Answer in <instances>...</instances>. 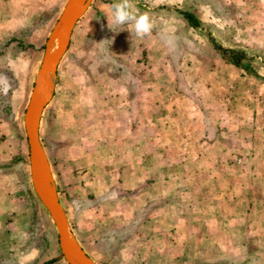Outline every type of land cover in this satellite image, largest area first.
<instances>
[{
	"label": "crops",
	"instance_id": "crops-1",
	"mask_svg": "<svg viewBox=\"0 0 264 264\" xmlns=\"http://www.w3.org/2000/svg\"><path fill=\"white\" fill-rule=\"evenodd\" d=\"M66 1L0 0V64L8 68L14 81L16 76L26 75L27 88H32L44 52V48L38 51L35 46L40 37L49 35L54 25L47 29L46 21L51 16L40 24H34V18L46 10L62 11ZM95 3L92 0L80 21ZM131 3L153 23L151 33L144 38L136 36L131 24H115L111 6L96 3L98 11L111 19L93 21L91 33L97 38L93 40L91 54L104 55L100 50L104 40L100 30L113 27L108 30L113 40L106 55L122 69L104 63L114 73L99 72L102 79L89 86L93 105L86 106L94 123L105 122L101 112L106 110V121L119 125L114 127L112 137L117 150V141L121 140L132 155L130 146L138 140L140 155L145 157V162L138 166L143 173L138 184L141 189L153 184L166 189L170 183L173 188L186 187L196 198L187 204L195 203L198 208L195 215L199 216V225L188 216L189 222L181 232L157 229L151 244L161 252L164 237L174 236L171 243L186 246L182 250L190 253L195 264H230L242 257L250 258V264H264V62L255 67L254 75L226 61L216 50V55H197L195 49L188 47L180 54L178 45L185 41L189 44L203 30L200 5L194 0H131ZM180 11L193 13L200 26H191ZM163 12L168 13L166 18H162ZM223 24L221 28L231 27ZM244 24V19L237 18L235 45L215 39L213 33L206 36L224 47L242 49L257 60V51L249 45L253 42L243 31ZM116 27L123 29L122 37L116 35ZM76 30L75 25L64 56L75 34L80 43H86L87 36ZM22 43L34 46L24 50L20 47ZM64 56L58 65L57 79ZM170 76L183 83L179 86L173 80L170 84L167 81ZM3 121L0 118V264H68L52 238L49 248L29 241L33 210L40 208L42 214L44 207L37 201L26 163L28 154L22 150V133L26 137L24 124L23 129L17 125L13 128ZM148 154L158 157L159 164L148 165ZM16 157L23 159L15 162ZM189 157L196 163H190ZM134 170L133 166L126 167L130 181ZM183 171L187 173L184 179ZM151 174L153 181L149 178ZM162 193H157L158 200L150 207L151 215L163 211L167 197L182 210L183 202L177 191ZM144 200L152 203L148 195H144ZM152 221L151 216L146 224ZM176 234L183 240L175 239ZM76 239L82 246L77 236ZM51 250L56 253L54 257Z\"/></svg>",
	"mask_w": 264,
	"mask_h": 264
},
{
	"label": "rangeland",
	"instance_id": "rangeland-1",
	"mask_svg": "<svg viewBox=\"0 0 264 264\" xmlns=\"http://www.w3.org/2000/svg\"><path fill=\"white\" fill-rule=\"evenodd\" d=\"M194 1L200 5L199 14L204 23L203 30L196 33L195 38L193 41L190 39L189 44L187 41L181 42L178 45L179 53L184 54L183 50L189 47L190 50L195 49L197 55H216L211 39L206 36L207 33H213L214 38L219 41L224 42L225 39V44L235 45V25L237 18H241L245 23L243 31L248 40L253 42L249 45L257 51L255 55L259 56L257 60H253V58L251 60L253 71H255V67L264 62V0ZM227 1L228 4H226ZM97 2L111 6L117 0H96ZM96 3L89 8L87 16L76 24V31L87 36L86 43H80L77 34H75L70 49L60 66L54 97L46 105L40 121V140L50 162L58 196L67 214L70 230L75 237H78L86 252L97 264H195L191 260L190 253L187 250H182V248L186 249V246L182 247L180 244L171 243L174 236L164 237L161 252H157L155 244H151L150 241L151 238L155 239L153 235L157 229L163 228L167 231L174 229L181 232L189 222L186 220L188 216L198 224L199 216L195 215L198 208L194 207L195 203L194 205L189 204L190 206L187 204L191 198L196 200L195 196L186 187L173 188L170 183L166 189L159 188L157 184L144 188V190L141 189L138 184L143 173L140 172L138 166L145 162V157L140 155L138 140L133 141L132 147L130 146L132 155H129L130 151L127 147L125 148L124 141H117L119 145V150H117L112 137L114 127L119 125L106 121L104 118V115H108L106 110L101 112L102 119L105 121L102 124L94 123L90 116L92 114L89 115L90 105H93V102L90 101L92 99V92L89 90L90 83L102 79V76H99V72L102 70L110 71L109 67L105 65L106 63L110 62L112 65H116L118 70L122 69L113 58L106 55L111 45L110 42L113 40L108 30L114 29L113 27L105 26L100 30L104 37L100 50L104 55L91 54L93 40L97 38L91 33L93 21L107 19L110 22L111 19L98 11ZM60 13L61 10H46L34 18V24L36 22L40 24L48 16H51V20L46 21L47 29H50ZM137 13L140 14L138 11ZM167 14V12H163L162 18H166ZM223 23H228L231 27L221 28ZM116 29V35L122 37L123 29L117 27ZM29 31L28 29L27 32ZM21 33L24 34L23 31ZM47 35L40 37V42L35 46L36 50L43 51V43ZM184 35L192 37L191 34ZM32 45L28 46L22 43L20 47L26 50ZM14 49L19 50L18 47ZM38 60L39 57L36 62ZM0 66V118L4 120V124L6 123L10 127L14 128L17 125L23 129V115L31 86L27 88L26 75L16 76L17 83H15L8 68L3 64ZM110 72L114 73L113 70ZM167 79L170 84L173 80H177L171 76ZM177 82L179 86L183 83L181 80H177ZM25 88L27 89L25 90ZM12 105L16 110L15 120L12 119L14 115ZM5 131L7 132V130ZM26 146V137L23 138L22 133V150L28 154ZM147 156L148 165L159 164L158 157L150 154ZM125 158L127 159L125 160ZM22 159L23 157L21 159L16 157L15 162ZM189 159L190 163H196L193 157H189ZM26 163L29 164L28 156ZM127 166H133L135 169L131 175V181L129 173L125 171ZM186 174V171H183V179ZM149 178L151 181L155 180L152 174ZM160 191H163L161 195L177 191L180 201L183 202L180 204L182 210L179 211L170 197H167L165 199L167 205L163 211L151 215L150 207L156 204L157 193ZM144 195H148L152 199V203H145ZM42 209V214H40V208L33 210L32 235L29 237V241L49 248V238H52L53 244L56 242L58 244L57 232L47 210ZM150 215L153 217V221L146 224V219L150 220L151 218ZM177 237L181 241L184 238L176 234L175 239ZM186 238L184 239L185 243H187ZM50 252L51 257H54L53 255L56 254L54 250ZM175 255L182 257V260L179 261L178 256L176 258ZM155 259L158 260V263L155 262ZM250 261V258L242 257L230 264H250ZM221 264L226 263L222 262Z\"/></svg>",
	"mask_w": 264,
	"mask_h": 264
},
{
	"label": "water",
	"instance_id": "water-1",
	"mask_svg": "<svg viewBox=\"0 0 264 264\" xmlns=\"http://www.w3.org/2000/svg\"><path fill=\"white\" fill-rule=\"evenodd\" d=\"M91 2L92 0H67L64 4L45 41L43 56L36 70L23 115L30 180L37 198L55 225L60 256L68 264L97 263L86 253L70 230L39 131L43 111L54 95L58 65L69 47L76 23L87 11Z\"/></svg>",
	"mask_w": 264,
	"mask_h": 264
},
{
	"label": "clouds",
	"instance_id": "clouds-1",
	"mask_svg": "<svg viewBox=\"0 0 264 264\" xmlns=\"http://www.w3.org/2000/svg\"><path fill=\"white\" fill-rule=\"evenodd\" d=\"M113 21L117 25L131 24L137 37L148 36L153 23L147 14H138L131 0H117L111 5Z\"/></svg>",
	"mask_w": 264,
	"mask_h": 264
},
{
	"label": "trees",
	"instance_id": "trees-1",
	"mask_svg": "<svg viewBox=\"0 0 264 264\" xmlns=\"http://www.w3.org/2000/svg\"><path fill=\"white\" fill-rule=\"evenodd\" d=\"M180 12L191 26L195 28H198L200 26V22L198 18L193 13L188 12V11H180ZM210 39L213 43L214 49L217 52H219L226 61L234 64L237 67L242 68L247 73H251L254 75L257 74L255 71H253L251 57L248 56V54L244 50L239 49V48H234V47H224L220 44L215 43V41L212 38ZM1 52L2 51H0V53Z\"/></svg>",
	"mask_w": 264,
	"mask_h": 264
}]
</instances>
